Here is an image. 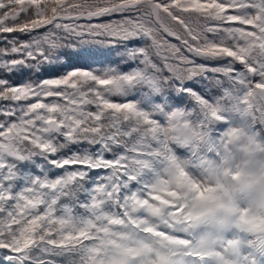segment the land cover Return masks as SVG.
Returning a JSON list of instances; mask_svg holds the SVG:
<instances>
[{"label":"snow or ice","instance_id":"snow-or-ice-1","mask_svg":"<svg viewBox=\"0 0 264 264\" xmlns=\"http://www.w3.org/2000/svg\"><path fill=\"white\" fill-rule=\"evenodd\" d=\"M0 264H264V0H0Z\"/></svg>","mask_w":264,"mask_h":264},{"label":"trees","instance_id":"trees-1","mask_svg":"<svg viewBox=\"0 0 264 264\" xmlns=\"http://www.w3.org/2000/svg\"><path fill=\"white\" fill-rule=\"evenodd\" d=\"M62 59L66 63L83 65V66L92 65L93 67H98L101 61L115 60L117 59V57L115 53H111L106 50H100V49L85 45L81 48H75V49L70 48V49L65 50V54ZM46 69L47 70L44 73L45 76L52 75L58 71H63V69H59L57 66H53L51 68H48L46 66ZM30 76H32V78H35L32 73H25L24 75H20L18 73L17 76L14 77V79L26 80ZM204 83H207V82L205 81ZM176 102L180 103L179 100ZM183 103L185 104L187 103L186 98H184ZM55 171L57 170L52 169V172H55Z\"/></svg>","mask_w":264,"mask_h":264}]
</instances>
